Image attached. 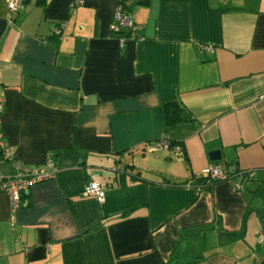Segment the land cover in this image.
Wrapping results in <instances>:
<instances>
[{"label":"crops","instance_id":"0c3cea01","mask_svg":"<svg viewBox=\"0 0 264 264\" xmlns=\"http://www.w3.org/2000/svg\"><path fill=\"white\" fill-rule=\"evenodd\" d=\"M71 1L0 0V174L56 167L15 209L0 191V264H264V0L133 3L125 39L116 0ZM174 99L191 118L165 124ZM207 164L237 170L201 188Z\"/></svg>","mask_w":264,"mask_h":264},{"label":"built area","instance_id":"2783aa9c","mask_svg":"<svg viewBox=\"0 0 264 264\" xmlns=\"http://www.w3.org/2000/svg\"><path fill=\"white\" fill-rule=\"evenodd\" d=\"M22 0H7V8L11 15L15 14ZM75 3L82 2V0H73ZM60 26H55L52 28V33H60ZM122 27L134 28V24L129 16V14L123 12L119 6H116L114 9L113 20L109 24V28L112 30H117ZM202 48L211 49L209 45H202ZM4 108V99L0 95V115ZM151 149H157L158 147H170L169 144L164 138H158L153 140L150 143ZM174 150H179L180 146L175 145ZM0 149L2 150V155L4 158L12 160V154L8 150L2 141V133L0 130ZM15 172L9 175L0 174V191H3L8 194L10 201V208L15 209L21 205V194L26 192L28 187L31 184H34L39 181L51 178L54 175L55 165L51 160L50 156L47 154L45 164H39L34 166H26L21 164H14ZM200 173L203 176H207L209 179L218 178L225 179L226 172L221 169L218 165L207 164L200 169ZM83 193L87 195H93L97 199L101 200L103 198V185L95 179H88L83 188ZM262 233H259L257 240L262 239Z\"/></svg>","mask_w":264,"mask_h":264},{"label":"trees","instance_id":"16d2710c","mask_svg":"<svg viewBox=\"0 0 264 264\" xmlns=\"http://www.w3.org/2000/svg\"><path fill=\"white\" fill-rule=\"evenodd\" d=\"M35 1L37 3H43L45 0H35ZM147 2H148V0H131L130 3H127L126 0H116L115 7L116 6H119V8L123 12L129 14V12H130L129 9H130V7H131V5L133 3L146 4ZM74 3L75 2H73V0H72L71 1V4H74ZM133 24H134V28L133 29L127 28V27H122V28H119L117 30H112L111 28H109V32L112 35L117 36V37H119L121 39H125L127 37H133V38L138 37L139 35H137V32H136V29H137L136 24L134 22H133ZM162 110H163V116H164V122H165V124H171V123H175L177 121L187 120V119H190L191 118L190 115L186 114L185 107L180 102H178L175 99L163 103L162 104ZM172 143H174V141H169V144H172ZM69 147H72L71 144H68V145H66L64 147L53 148L52 155H53L54 159L60 153H62L63 151L67 150ZM178 151L183 153L181 147H180V149ZM131 167H132V165L131 164H128V165H125L122 169L125 170L127 173L130 171L129 174H131V176H135L136 178L139 177L138 171L137 170L131 171L129 169ZM223 170L227 173L226 174V178H227L229 175L236 173V170L237 169L230 170V171L225 170V169H223ZM239 171H240V173H241L242 176L245 177L247 175V171H245V170H239ZM194 180H195V183L198 184L201 188H210V186L214 182H216L218 180H221V179H218V178H215V179L211 178V179H209L207 176L199 175V176L195 177ZM256 213H257L258 218L260 219L261 224L264 223L263 214L259 211L258 208H256ZM119 214L120 215H125L126 214V211H123V212H121ZM95 227H96V224L93 225V226H91V227H89L87 229V231L92 230ZM259 233H262V236H263V231H259V232H257L256 237L259 235ZM195 260L196 259H192L187 264L193 263V262H195Z\"/></svg>","mask_w":264,"mask_h":264},{"label":"water","instance_id":"95a60500","mask_svg":"<svg viewBox=\"0 0 264 264\" xmlns=\"http://www.w3.org/2000/svg\"><path fill=\"white\" fill-rule=\"evenodd\" d=\"M208 156L210 159H218L219 158V151L217 149H214V150H210L208 152Z\"/></svg>","mask_w":264,"mask_h":264},{"label":"rangeland","instance_id":"374dc122","mask_svg":"<svg viewBox=\"0 0 264 264\" xmlns=\"http://www.w3.org/2000/svg\"><path fill=\"white\" fill-rule=\"evenodd\" d=\"M128 1H130V2H131V0H127V2H128ZM163 164H166V163H164V162H163Z\"/></svg>","mask_w":264,"mask_h":264}]
</instances>
